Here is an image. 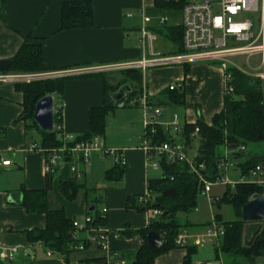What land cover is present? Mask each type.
I'll list each match as a JSON object with an SVG mask.
<instances>
[{
  "label": "crops",
  "instance_id": "crops-1",
  "mask_svg": "<svg viewBox=\"0 0 264 264\" xmlns=\"http://www.w3.org/2000/svg\"><path fill=\"white\" fill-rule=\"evenodd\" d=\"M65 1L84 0H0V8L3 2L0 11V60H9L14 56L23 42V36L30 34L41 39L43 64L48 68L45 72H62V75L57 73L47 78L65 77L63 95L56 96L58 100L53 111L60 109L61 129L72 138L87 131L89 110L103 104V82L98 74L107 73L108 79L116 82L122 78V70L134 68L128 64L142 58L150 61L143 70L140 69V94L127 98L129 94L115 102L118 105L110 113L111 118L107 116L105 133L101 137L104 147L122 151L125 166L120 178H106L107 170L114 166L110 158H101L97 152H92L87 161L83 162L78 154L73 153L57 162L45 196L49 210H62L67 219L79 223L84 221L91 207L95 209L92 214H99L102 208H106L103 217L105 223L101 227L108 232V249L115 252L134 251L141 245V238L136 231L147 227L149 212H138L128 207L126 198L145 193L148 191V180L161 176L160 168L153 170L150 167L142 148L147 128L144 125L146 116L140 106L141 97L144 94L153 106L161 109L155 121L174 136L175 141L183 143L182 139H178L180 136L167 129L163 122L171 121L172 114H176L181 125L194 124L199 119L210 125L213 115L223 106L224 71L214 64L195 62L187 64L188 72L184 75V64L161 65L151 62L157 57L178 53L177 45L168 38L165 31L180 24V11L159 12L154 6V0H87L92 4V27L61 30V6ZM142 16L147 17L148 21H143ZM160 17L166 18L163 23H159ZM141 28L149 33L150 38L141 37ZM156 36L170 40L175 50L168 51V55H163L158 49L155 51L153 42L157 40ZM103 66L119 67L97 70ZM170 84H174L175 89H183L182 104L169 103L164 99L163 92ZM22 103L23 95L14 88V82L0 83V159L10 161L8 165L0 164V244L26 249V255L22 254L20 260L6 262L24 264L30 256L34 264H103L86 261L103 255L92 244L88 251L73 252L66 259L64 255L51 250L48 256L46 251L49 249L42 243L31 244L27 241L25 231L44 228L45 215L29 213L20 205L21 188L40 190L45 187L46 157L38 147V130L34 127L25 130L24 122L20 119ZM31 144L36 147L31 148ZM192 145L196 154V140L185 146V151ZM229 148L228 145L222 146L219 156L226 155ZM152 159L157 160V156ZM155 171L160 175L155 176ZM68 179L80 185L71 199L59 189V183ZM206 199V203L212 205ZM198 210L195 207L194 212ZM211 217L213 215L206 220H193L188 214L181 219L185 218L191 223H211ZM206 226L183 228L195 234L202 232ZM115 233L118 237H114ZM78 237L84 240L87 234L80 231ZM217 244H210L213 252ZM36 249H42L44 253L36 252ZM206 252L203 249L198 258L195 257L196 253L193 254L192 263L223 264L222 257L219 255L216 258L215 252L214 262L202 260ZM185 254V248L176 247L156 256L154 264L180 263Z\"/></svg>",
  "mask_w": 264,
  "mask_h": 264
},
{
  "label": "trees",
  "instance_id": "trees-1",
  "mask_svg": "<svg viewBox=\"0 0 264 264\" xmlns=\"http://www.w3.org/2000/svg\"><path fill=\"white\" fill-rule=\"evenodd\" d=\"M187 0H154L157 11L167 13L170 10L181 11ZM3 2L0 8L2 10ZM93 25L92 4L90 1H65L61 6L60 29H85ZM162 27V25H159ZM178 47L177 52L182 51L181 47V24L165 31ZM40 38L28 34L23 36V42L9 59L10 63L6 73H42L48 71L43 64L42 46ZM231 78L228 86L230 92H225L222 109L213 115L211 124L206 125L201 119L194 124H182V129L177 133L183 141L184 146H188L192 140H196V154L193 157L194 164H203L204 168L194 173L190 170L185 161L166 162L164 155H158L161 176L148 180L147 188L152 196V201L144 205L136 203L137 196L126 198L127 206L134 208L138 212H143L151 208L160 209L161 214L154 220H149L147 227L141 228L136 233L141 238V245L134 251H120L119 257L128 261V264H154V258L170 249L176 248L174 239L183 227H202L208 223H191L186 216L193 212L197 200L200 196L199 190L201 182L199 175L207 180H214L219 176L218 164L220 156L215 154L218 147L228 145L231 149L239 146H247L250 143H258L264 146V83L259 75L246 74L235 68L228 67ZM188 72V65L184 64V75ZM259 73V72H258ZM122 78L116 82L108 79L107 73L98 74L103 82V104L93 107L88 112V129L85 133L73 138L71 141L63 143L58 137L61 130L60 109L53 112V129L44 131L40 129L33 120V111L36 102L45 95H63V85L65 77L45 78L29 82H14V88L23 95L22 112L20 119L24 122L25 130L34 127L40 134L38 147L45 154L46 159L52 155L55 149L63 144L73 145L74 142L88 140L97 135L102 137L106 129V118L108 114L116 108L115 102L110 98V94L117 90L122 84H129L131 93L128 97H136L141 89L140 69H128L121 71ZM164 99L169 103L182 104L184 102L183 89H167L163 92ZM124 103V102H123ZM166 103H162L165 105ZM197 128L196 138L192 136ZM155 132L151 133L148 127L144 136L151 144L175 141L174 136L165 131L160 125L155 124ZM242 152L238 153L241 155ZM68 157V155H65ZM260 164L264 171V154L262 158L247 157L243 162H238L241 176H248L249 170ZM124 166L114 164L107 170L108 180L119 179ZM45 174V187L40 190L21 188L22 199L20 205L29 213H44L45 226L42 229H32L25 231L26 239L29 243L36 242L58 254L68 256L77 251H88L90 243H84L82 250L74 248L81 241L72 238V221L67 219L62 210H49L46 205V191L51 185L52 176L55 172ZM80 187L73 179H68L59 183L60 191L68 198H73L76 190ZM172 187L177 194L173 196H163L162 192ZM253 194L264 195V187L252 182H236L233 186L227 185L221 196H215L209 201L219 208L222 204L230 205L237 217L234 220H224L216 213L213 221L222 226L224 233L214 247L215 257L219 255L224 258L223 264H255L256 259L264 256V226L259 225V231L248 243L243 238L244 222L241 220V208ZM139 196V195H138ZM95 209L88 211L87 215L92 218L91 226H102L105 220L98 213L92 214ZM92 214V215H91ZM185 217L181 219V217ZM149 230L160 232L164 237V245L157 252L149 251L145 233ZM83 242V241H82ZM186 254L182 261L176 264H193L191 256L197 252V246L189 245L184 247ZM98 249V248H97ZM96 249V250H97ZM86 261L103 262L104 254L100 257H91ZM240 262V263H239ZM0 264L8 262L0 259ZM67 264V263H66Z\"/></svg>",
  "mask_w": 264,
  "mask_h": 264
},
{
  "label": "built area",
  "instance_id": "built-area-1",
  "mask_svg": "<svg viewBox=\"0 0 264 264\" xmlns=\"http://www.w3.org/2000/svg\"><path fill=\"white\" fill-rule=\"evenodd\" d=\"M130 16V14H129ZM143 21H148L147 17L142 16ZM165 17H160L159 23L165 21ZM181 24V47L182 51L174 55L157 57L151 62L155 64H190L195 62H206L214 64L223 69L225 92H230L231 87L228 86L231 75L227 70L228 67L235 68L246 74H253L249 70H253L248 66L249 70H244L236 65L233 57H242L245 63L248 62L252 56L259 57V65L257 70L258 75L263 79L264 83V0H190L186 2L180 11ZM142 38H150L149 33L141 28ZM147 60L143 58L138 62L128 64L129 67L144 69L148 65ZM119 66H103L97 70H109ZM58 73V74H57ZM62 72H42V73H6L0 72L1 82H20L45 79L50 76L62 75ZM175 88L174 84L168 86L169 90ZM140 106L146 116L144 125L150 128V132L154 133L155 119L161 114V109L153 106L144 96L141 97ZM54 112V111H53ZM163 125L174 133H179L182 125L179 123L176 114H172L171 121L163 122ZM54 126V124H53ZM61 133L58 137L63 141L73 140L72 136L64 133L61 125L58 126ZM145 133V132H144ZM197 128L194 129L192 136L196 138ZM142 148L146 152L147 160L153 170L159 169L158 160L152 159L158 155H164L166 162L185 161L188 163L192 172L198 173L204 168L203 164H194L193 158L189 159L185 152V146L181 142H161L151 144L150 141L143 136ZM35 148V144L30 145ZM235 153L244 152L243 146L235 148ZM92 152H97L101 158L108 157L114 164L125 166V159L121 150L114 148H106L102 143L100 136H93L88 140L74 142L73 145H62L55 149L51 156L45 160V172H52L57 167V162L65 155L70 156L76 153L80 156L83 162H86ZM10 163L7 159H0L1 165H8ZM237 164L234 155L220 156L218 164L219 176L214 180H207L199 175L201 187L199 190L200 196L207 197L210 191V186L216 183L233 186L236 182H252L264 187V171L260 164L254 166L249 170L248 179H241L239 181L230 182L221 175L225 174L229 167ZM75 171V168H72ZM264 196V195H263ZM208 199H211L210 197ZM152 200L149 191L137 196L136 201L140 205H144ZM106 208H102L99 216L102 218L106 213ZM149 212V220H154L161 214V210L151 208ZM92 218L86 215L84 221L79 223L72 221L74 228L72 238L79 239L78 233L84 231L87 238L79 241L74 248L82 250L84 243L88 242L97 246L98 250L103 252V264H125L127 261L119 257L118 252L110 251L106 244L107 231L101 226H91ZM224 230L222 226L215 221L211 222L202 232L191 234L186 229L182 228L177 233L174 244L178 248H184L189 245L197 247L205 244H216L223 236ZM114 237H118L115 233ZM83 241V242H82ZM21 251L26 255L25 248L20 246H4L0 244V259L4 261L12 260ZM46 254L51 255V251H46Z\"/></svg>",
  "mask_w": 264,
  "mask_h": 264
},
{
  "label": "rangeland",
  "instance_id": "rangeland-1",
  "mask_svg": "<svg viewBox=\"0 0 264 264\" xmlns=\"http://www.w3.org/2000/svg\"><path fill=\"white\" fill-rule=\"evenodd\" d=\"M197 1V0H194ZM156 39L153 42V47L159 50L160 53H163V55H168V51L171 50H175V46L174 44L170 41L167 40L166 38H162L159 36H156ZM233 60L235 62L236 65L240 66L242 69L244 70H249L248 66H250V68H253V70H249L251 71L254 75H258V70L257 67L259 65V57L258 56H252L251 58H249L248 62L245 63L246 60H244L242 57H233ZM37 80V79H36ZM33 81V80H30ZM23 82H29V81H23ZM57 100L58 98L55 96L53 98V106L56 107L57 105ZM108 118H111V115L108 114ZM180 139V138H178ZM222 148V146L220 147ZM220 148H218L217 152H215L216 155H220L221 154V150H219ZM235 149H231L229 148L227 150V154L229 156L231 155H235V159L238 162H243L247 157H254V158H262L263 154H264V146L262 144H258V143H250L246 146V150L245 152L241 153V155H238V153H235ZM187 153V156L189 159H192L193 156L195 155V148L190 147L187 148V150L185 151ZM155 176H159L160 173L157 171H155L153 173ZM222 178H225L230 181V182H235V180H238L241 177V171H240V167L235 164L233 167H229L226 171V176L224 174L221 175ZM244 180H247L248 177L247 176H243L242 177ZM211 181V180H210ZM226 185L222 184V183H216L212 186H210V191L207 193V197L212 198L215 196H221L224 191L226 190ZM206 197L204 196H199L198 200H197V204L196 207H198V212H191L189 213V218L190 219H197V220H206L208 219L210 216H214V214L218 213L221 215L222 219L224 220H234L237 217L234 214V211L232 209V207L230 205L227 204H222L219 206V208H217L215 205H208L206 203ZM97 206H99V203H97ZM187 217V216H186ZM212 220L214 219L213 217H211ZM213 222V221H211ZM210 223V221L208 222ZM258 224H261V226H264V221L259 222ZM205 249L207 252L205 253V255L202 258V260H211L212 262H214V252L212 249V245L210 244H205L203 246H200L197 248V252L195 254V257H199L201 251ZM42 252V254L44 253V251L42 249H36V252ZM223 257V256H222ZM19 258H23L22 256V252L19 251L18 254L14 257V262H16L17 260H20ZM27 261L24 262V264H34V259H32V257L28 256ZM224 259V258H222ZM240 263V262H239ZM125 264H128V262H126ZM240 264H244V263H240ZM255 264H264V256L263 257H259L256 259Z\"/></svg>",
  "mask_w": 264,
  "mask_h": 264
},
{
  "label": "water",
  "instance_id": "water-1",
  "mask_svg": "<svg viewBox=\"0 0 264 264\" xmlns=\"http://www.w3.org/2000/svg\"><path fill=\"white\" fill-rule=\"evenodd\" d=\"M9 60H0V72H5L9 66ZM131 93L129 84H122L110 94L113 102H118L123 97ZM33 120L37 126L44 131L53 129V95H45L40 98L34 107ZM163 196L176 197L175 189L166 188L162 192ZM93 207L90 208V211ZM241 220L246 223L244 239L250 242L259 231L258 223L264 221V196L261 194H253L241 208ZM146 245L151 252H157L164 245V237L160 232L149 230L145 233Z\"/></svg>",
  "mask_w": 264,
  "mask_h": 264
}]
</instances>
